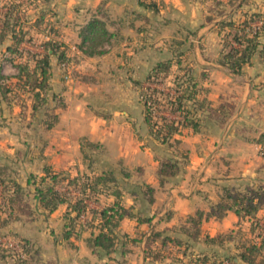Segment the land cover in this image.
<instances>
[{"label": "crops", "instance_id": "obj_1", "mask_svg": "<svg viewBox=\"0 0 264 264\" xmlns=\"http://www.w3.org/2000/svg\"><path fill=\"white\" fill-rule=\"evenodd\" d=\"M152 1L157 5L156 10L140 6L137 0H72L68 10L62 4L61 13H65V17H60L62 21L59 19L55 23L56 33L51 37L66 45L70 58L64 68H59L55 58H50L47 92L58 93L64 108L54 110L56 122L51 128L44 129L50 137L42 141L38 156H23V153L17 156L18 149L12 152V148L11 153L0 151V167L3 168L0 176L14 179L21 186H25L29 175L39 177L44 166L65 177L82 173L98 175L107 169L113 170L117 180L115 186L86 202L89 207L99 209L117 200L131 214L119 220L114 231L116 243L107 254L99 249L91 250L86 243V239L97 232L94 227L63 237L65 202L49 213L36 209L30 216L20 215L0 226L28 239L44 263L155 264L144 256L147 235L156 231L179 236L177 227L197 211H201L203 216L197 241L191 243L192 247L198 245L199 251L206 250L201 238L205 234L212 236L211 224L229 219L234 222L231 228L241 227L248 231V222L238 220L231 211L221 219L205 218L204 214L210 204L217 202L222 186L234 185L232 182L237 178L246 179L263 164L256 139L264 133V59L254 55L251 64L244 66L238 74L231 73L219 62L221 43L215 23L220 17L235 14L231 7L223 11L222 16L212 17L209 15L212 7L206 6L212 0ZM249 1H254L249 5V11L260 12L264 16V0L258 4L256 0ZM206 16L211 19L206 21ZM92 17L100 19L112 37L102 46L104 53L87 56L77 46L78 31ZM189 31H194L195 48L193 41L187 39ZM180 34H184L182 38ZM211 42L216 51L207 54ZM23 44L21 42L18 49L31 52L25 50V46L21 48ZM171 44H175V48L190 46L192 52L178 49L179 53H176ZM39 50L42 51L41 48ZM176 57L180 59V66L187 65L193 69L199 86L203 88L202 95L211 106L228 102L232 111L221 124L202 118L198 131H182L178 148L184 150L187 158L175 175L160 184L156 173L159 158L156 151L162 150L164 145L150 142L143 107L138 101L139 85L136 81L142 82L156 62L170 59L173 63ZM10 58L12 73L4 75L3 70L0 71L9 79L15 74L13 64L21 59L13 55ZM173 65L178 72V65L172 64L171 68ZM64 69L67 76L62 79ZM200 73L204 76L201 77ZM28 101L26 105L31 113L30 99ZM7 107L10 117L4 119L5 114H1L0 124L26 120L27 125H32L29 118L15 116L18 115L17 107L11 101ZM13 135L15 133L10 132L9 136ZM81 141L103 147L104 157L100 163L95 161L93 167L85 165L84 169L80 166L61 167L66 156L74 157L76 153L80 163ZM14 162L26 164L23 178L12 171L13 166L10 165ZM21 169L15 168L20 172ZM120 170L127 172L128 176H123ZM143 185L152 188L150 203L142 198L140 190ZM62 187L58 186L60 190ZM114 188L119 191L118 198L111 194ZM68 195L74 198L77 193L69 190ZM30 204L33 205V200ZM256 216L260 218L261 211ZM144 218L148 220H142ZM15 224L22 228H14ZM130 239L137 241L133 243ZM175 248L178 249L177 246Z\"/></svg>", "mask_w": 264, "mask_h": 264}, {"label": "trees", "instance_id": "obj_2", "mask_svg": "<svg viewBox=\"0 0 264 264\" xmlns=\"http://www.w3.org/2000/svg\"><path fill=\"white\" fill-rule=\"evenodd\" d=\"M212 1L220 3V0ZM226 1L230 6L238 2L237 7H239L245 0ZM137 3L144 8L157 9L156 3L152 0H137ZM17 4L16 0H9L8 7L0 15V43L8 36L9 43L5 45V51L21 58L13 64L15 74L10 79L0 73V96L6 99L7 95L11 94L13 98L19 99L20 96L26 95V98L30 99V110L33 115L39 112L44 95H47L50 58H55L59 68H64L70 57L67 55L66 45L51 36H47L41 43L42 51L39 53L18 49L24 35H18L22 28L18 26V17L14 15V11L17 9L15 7H18ZM222 12L219 11L216 14L221 15ZM12 17L15 18L14 22L10 21ZM38 19V21L41 20L39 17ZM210 19V16L205 17L206 21ZM217 26L223 30L226 29L224 35H221L219 62L231 73H240L244 66L251 64V58L254 55L264 59V16L260 12L242 11L241 16L236 20L226 17V19L218 21ZM223 32L221 31L222 34ZM78 37L79 50L87 56H92L104 53L102 46L109 43L112 33L104 28L100 19L92 17L80 27ZM172 64L178 65V72L173 73L170 79L172 91L165 93L155 87L156 85L143 87V82L136 81L139 85L138 101L143 107L144 121L150 142L165 145L171 154L169 157L158 159L156 173L160 184L167 177L175 175L187 158L186 153L178 148L179 136L182 131L184 129L198 131L202 118L213 119L221 124L232 111V105L228 102L220 103L217 106L210 105L202 95L203 88L199 86L198 79L192 72L193 69L187 65L180 66L179 57H176L173 63L170 59L156 62L147 71L143 79L144 83L161 82L169 76ZM200 76L203 77L204 73H200ZM50 99L56 100V104L51 110L43 109L41 112L44 118L41 119L40 124L44 129L51 128L56 122L57 115L54 110L64 108L58 93H51ZM19 106L21 109L23 108L22 103H19ZM159 112L173 113L175 116L169 118L163 114L160 115ZM256 141L261 149L264 148V133L260 134ZM80 146L83 149L88 146L97 147L98 144L81 141ZM120 172L123 176H128L127 172L123 170ZM116 182L114 172L110 169L102 171L98 175L82 173L73 177H65L53 173L44 166L42 174L37 179L33 175L26 178L25 186H21L14 179L0 176V226H4L8 221L14 220L20 215L30 216L36 209L49 213L58 204L65 202L67 210L63 215V237L68 238L73 234L76 235L83 228L94 227L97 232L86 239V243L91 250L99 249L107 254L116 243L114 231L119 220L131 214L117 200L99 209L89 207L86 201L93 200L98 194L110 190V187L115 186ZM62 185V190L57 188ZM24 187H30L33 205L23 199ZM69 190L75 191L76 197L70 198ZM140 192L146 203L152 201L151 187L143 185ZM111 194L115 198L119 197V191L115 188L111 190ZM227 211L233 212L238 220L245 219L248 222V232L251 238L238 239L239 241L234 247L235 254L231 257L222 255L216 258L214 255L217 254L213 253V259H211L207 250L194 251L190 253V263L238 264L237 261H241L245 264H264L263 257L257 259L259 253L264 250V188L251 184L244 185L242 189L233 185L222 186L217 202L209 205L204 217L221 219ZM259 211H261V216L257 218L256 214ZM82 214L86 215L84 221L80 220ZM202 216L201 211L195 212L193 216H188L184 223L176 229L179 236L151 231L144 241V256L156 260L152 255L151 248H154L151 247L152 245L164 247L166 244H173L179 248L184 243L188 244L189 242L190 244V242L197 241ZM142 220L147 221L148 218ZM12 236L14 238L16 236L15 240L19 246V253L16 256L31 254V257L36 256L34 264L44 263L39 257L37 248L31 245L32 243L28 239L17 235ZM201 239L203 243H216L217 245H221L223 240L220 234L213 236L205 234ZM130 241L135 243L137 240L130 239Z\"/></svg>", "mask_w": 264, "mask_h": 264}, {"label": "rangeland", "instance_id": "obj_3", "mask_svg": "<svg viewBox=\"0 0 264 264\" xmlns=\"http://www.w3.org/2000/svg\"><path fill=\"white\" fill-rule=\"evenodd\" d=\"M16 1H18V4H17L18 7H15L17 8L16 10L13 8V11L15 10L14 11L15 17H18V20H17L19 21L17 22L18 26L22 28V30L18 32V35L20 36L24 35V38L22 40L24 44L23 46H21V48L25 46L26 47L25 50H31V52L35 54L41 52L39 48H40L41 43L45 40V38L47 36L49 37L53 35L54 33H56L55 23H57L59 19L61 20L60 17H65V13L63 12L61 13V10H63L62 4H64V8L66 7L67 10L73 4L72 0H16ZM65 2H68V4L65 5ZM253 2L251 3V1L245 0L241 4L240 8L237 7V4L230 6V4L226 0H220L219 4H217L215 1H211L210 4L206 6L212 7L210 8L211 13L209 14V15H212V17L222 16L223 14L217 15L216 13L219 11H226L228 8L231 7L230 10L231 11L232 9L235 10L234 12L235 14H231L230 16H227V17H229V19L236 20L238 17L241 16L242 11L251 10V7L249 5L253 4ZM256 3L258 4L262 2L261 0H256ZM8 5H9V0H0V15L4 12V10L8 7ZM249 12H256V11H249ZM38 17L41 18L40 21H38L39 20ZM14 19L15 18L12 17L10 21L14 22L15 21ZM224 19L226 18L220 17L218 21L224 20ZM217 22L215 23V26H216L218 34H220V43L222 44L221 35H224L226 29L223 30L221 27H218ZM221 31H224L223 34L221 33ZM180 35L182 38L184 34H180ZM186 35L188 36L187 39L190 38L193 41L194 48H195V45L197 44L194 43V38H195L194 31L191 33L189 31ZM8 39L9 37L7 36V38H4L0 43V71L3 70L4 75H9L12 73L9 68V64H10L9 60L11 59L10 53L5 51V45L9 43ZM191 40L189 41V44L192 43ZM171 45L174 48L176 53L177 52L179 53L178 49H181V51L185 53L189 51L192 52L190 46H188V48L185 49L184 46H178L177 48H175L176 47L175 44H171ZM209 47L210 49H207V54H210L211 52L215 53L216 50L213 47V42H211ZM23 49L24 48H22V50ZM174 67L175 66L173 65V68H171L172 70L169 76L163 79L161 82H158L156 84H153V83L147 84V83H144V81H142L143 87L145 86L154 87L156 85L155 87H157L158 89L162 90L165 93L168 91H172L170 79L172 78V75L174 73L173 72ZM62 73L64 74L62 76V79H64V77L66 78L67 75H66L65 69ZM4 82H6V80H4ZM46 94L47 95H44V101H42V104L40 105L39 112L33 115H31V113L29 112V109L27 108L26 104H28L29 99L26 98V95L20 96L19 99H17L16 97L13 98L11 94H9L7 95L6 99H4L3 97L0 99L1 101L0 115L5 114L6 117L4 119H6L7 117H10L9 115H7V113H9L7 106L9 105L11 101L17 107L16 111H18V115L16 114L15 116H18V118H29L30 120H32V125L30 126L25 123L26 120L25 121L18 120L17 123H13L10 125L0 124V151L1 152L11 153L9 151H11V148H12V152L14 151V149L15 150L18 149L17 156H19L18 154H22V153H23V156L29 155V156L34 157V156L39 155L38 151L41 147L42 141L46 140L47 137H50L47 135L48 132H45L44 128L42 127V124H40L41 119L44 118V116L41 115V112H43V109L51 110L53 105L56 104L55 102L56 100L50 99L51 93L47 92ZM19 103L23 104L22 109L20 108ZM159 114L160 115L163 114L169 118H174L175 116V114L167 113V112H159ZM12 118H15V117L13 116ZM225 120H227V116ZM29 128H31V130H27ZM10 132L15 133V135L9 136ZM30 133H33V134H30ZM65 147L68 148L69 145L66 144ZM163 147L164 148H162V150L156 151L157 152L156 154L159 157L158 159L169 157L170 155L169 151H166L167 149L165 145ZM163 149H166V150H163ZM262 149L259 148L258 152H259V156L263 160V164L261 163L260 166L255 169V174L251 176H247L246 179H242V178L235 179L232 182L234 183L233 185L234 187L242 189L244 185L251 184V185L264 188V158H263L264 154H262L264 153V148ZM81 151H82V154H81L80 163L78 161L79 154L76 153L74 157L66 156L67 158H64L61 163L64 166H61V167L67 166V168L69 167L77 168L80 166L82 169H84L85 165L87 166L91 165L93 167V162L96 161L100 163L102 157H104V149L101 145H98L97 147H93V146L84 147ZM14 163H15L14 165H10L11 167L13 166L12 167L13 170L12 169L11 170L14 171L16 174H18L19 177L23 178V176L26 175V170L24 168L26 164L24 165L23 163L21 164H18L16 162ZM20 167L22 168L21 172L18 170L17 171L15 170V168L20 169ZM1 169L3 168L0 167V171ZM37 178L38 176L36 175V179ZM29 189L30 187H27V188L24 187L23 193L25 195L23 196V199H25V201H27L30 204L32 201V198H31ZM27 224L28 223H26L25 225ZM233 224L234 222L230 221L229 219L224 221L223 223L211 224L210 232L212 233V236L215 234H220L223 238L221 245H217L216 243L214 244L205 243L204 244L205 249L207 250L206 252L207 254H209V257L211 259H213V253L217 254V255H214L216 258H219L222 255L231 257L233 254H235L234 247L239 240H241L242 238H246V239L251 238V235L248 233V231L242 230L241 227L231 228ZM14 228H18V230H20L22 227L19 224L18 225L15 224ZM220 231H223V232H220ZM11 234L16 235L15 232L7 231L6 228L0 227V264H34L36 263L34 260L36 259L35 255L33 257H31V254L25 255V256L23 255L16 256V254L19 252L12 250L11 248L6 246V242H5L6 238H12V239L16 238V236L14 238V236H12ZM185 244L186 243L180 245V248L178 249L175 248L173 244H166L164 247L158 246V245H152L151 247H154V248H151L152 255L153 257H155L156 260L150 259L149 261L151 263L155 262V264H161V263L162 264H191L190 263L191 262L190 253L191 252L193 253L194 251H199L200 248L198 245H195L194 247H192L191 242H190L191 245L189 244V242L188 244L186 245ZM257 257H258L257 259H259V257H263L264 259V250L260 252ZM42 264H46V263H42Z\"/></svg>", "mask_w": 264, "mask_h": 264}, {"label": "built area", "instance_id": "obj_4", "mask_svg": "<svg viewBox=\"0 0 264 264\" xmlns=\"http://www.w3.org/2000/svg\"><path fill=\"white\" fill-rule=\"evenodd\" d=\"M85 218H86V215H84V214L80 215V220L81 221H84ZM5 242H6V246L7 247L11 248L12 250L19 251L18 242L15 239L6 238Z\"/></svg>", "mask_w": 264, "mask_h": 264}]
</instances>
